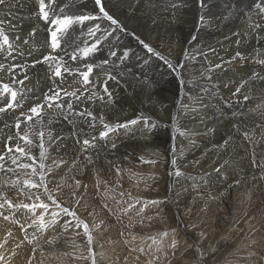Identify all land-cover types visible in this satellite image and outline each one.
Segmentation results:
<instances>
[{
    "label": "bare ground",
    "instance_id": "1",
    "mask_svg": "<svg viewBox=\"0 0 264 264\" xmlns=\"http://www.w3.org/2000/svg\"><path fill=\"white\" fill-rule=\"evenodd\" d=\"M45 3H46V9L45 10L48 12V15H49V22L48 23H46L43 19L39 18L40 14H39L38 0H7L6 5L0 6V18H8L12 21V24L16 26V31L9 30L7 28V25L4 26L5 31L11 32V34H8L9 35L8 37L10 39V43H11L12 47L10 49L8 48L5 51H0L1 52V54H0V65H5V66L6 65H23L22 69H25V67H26V70L30 71V72H27V75H25L24 73H21V69H19L18 71L17 70L15 71L16 74L18 73L17 77L19 76V80L23 77L25 78V76H28V73H29V76H28L29 79L27 78L28 82L23 84L22 88H24V91H22L20 89L22 91V94L19 95V98L17 100L18 102L16 103V105H18V107L21 110L25 111L27 109H30L31 108L30 105L33 103H35L36 105L40 104L42 102L43 95L45 93H48L49 89L53 88L54 86H57V88H62V89H64V88L69 89V90H66V89L61 90L60 91V98H58L56 100V103L62 104L63 107L56 108L55 105L53 104V106L50 109H48L46 107L47 104L45 102L42 103L43 107H42L41 111L43 113H46V117L44 119V123H43L42 129H41V132L44 135H47V138L49 141H47V143L44 144L45 150H44L43 155H45V158L43 157L44 161H43L42 171L40 169V163L37 165L38 168L33 167V169H31L32 167L29 166L31 169V175H35V178L38 179L37 174H36V171H38L40 173V178H44V179H46V181L48 178H50L49 180L53 179L55 181V179H56L55 182H57V180H58L59 183L63 179H64L65 183L68 182L67 177H68L69 173L71 172V170H73L72 172L77 174L79 171L78 169L80 167H82V166H79L78 163H73L71 161V159L79 154L80 149L82 150V147L80 148V145L82 144V141L84 139H87L85 136H89V140H92L93 136H99L100 131H108V129L104 128V124H108L112 128H114L115 130L110 131L113 133L108 135L106 137V139L111 140V141L116 140V142L110 143L108 141V146L106 144V147L101 149L102 153H104V154L101 156L99 153L100 156L96 157V159H97L96 161L94 159L95 157L93 158L94 160L93 159L90 160V163H93V165L95 164V167L93 169V172H94L93 174H95V177L99 178L100 180L106 179L107 175H105V174L110 173L108 171V168L110 169V166L112 167V165H113V164L111 165L109 163H111V162L120 163L123 171L128 172L130 175H128L124 179V182L122 181V183H121V180H119V177H114L115 175L113 176V179H115V181H116L115 184L117 185V186L115 185V190L117 191V194L125 195V192H134L135 194L131 193L132 194L131 197L134 200H137L136 206H138V205L150 206L151 203L154 202V200H157V198H159L161 196L163 197V191H164L163 188L165 185L163 186V188H161V185H160L161 179H162V176H167V174H168L167 173L168 167L166 164V159H167L168 153L166 150H165V152H160L159 147H161V145L158 144V141L159 140L163 141V139L165 137H163V135L161 136L159 129L162 128L163 130H165L164 128H166L167 126H170L169 124H171L174 121L173 120V117H175L174 113L179 115L178 112H182V113L185 112L188 115L185 117L189 118V116H193V119H192L193 121H191V118H190L191 124L188 125V127H190V129L187 131H190L191 127H196L198 124L195 126V123L198 122L202 117H203V119L201 120V126L204 125L205 127H207V126L209 127V123H208L210 121L209 116L213 118L214 122H216L215 125H218V126H216L219 128L218 130L222 131V127H226L225 129L227 131V134L229 133L233 138V139L229 138V139L233 140V144H231V145H233V147H236V149L238 147V151L234 155L235 158L239 157V158H236L237 161L234 162V163H236L235 167H237V168L239 167L240 170H245V174H248L250 172V174H251L250 177L253 176L254 171H252V167H251V163L253 164V160L248 161V157L246 155L247 150H252V152H254V150L257 151V149L263 148L262 147L263 141L261 139V142L255 143V144H257V146L251 145V146H248V149H247L246 140L242 136H239L235 130H233V127L231 126V122H241L242 120H244V121L246 120L248 122L249 121L253 122V121L260 120L259 123L257 122V125L262 124L263 127L259 125L260 126L259 128H261V129H259V131L262 133L264 132V115H263L264 114V105L261 106L262 102L264 101V79L258 78L260 76H264V64L258 63L259 60H264V13H261L259 11V9H257L255 7L256 4L264 5V0H204V3L206 5L204 7H201L200 0H103V4L105 6L106 11H108L110 13V15H112L114 18L118 19V21L126 29V31H120L115 26H110L109 22L107 20H103V19L86 21L83 25L73 24V26L69 29V33L64 37V39L61 40V45L64 44L62 46V48L67 49L69 52L72 51V48L69 47V44L73 40L75 41L76 44L79 45L80 48L91 46L92 43L96 42V37H90L88 35V31H89L90 27H94L95 25H99L100 31L96 33V36L101 38L100 44L98 45V49L94 53L90 54L87 58H83V59L80 58L83 54L78 53V59L76 62L71 61L70 58L64 54V51H62L61 48L56 49L58 53L52 54L53 51H52L51 46H50V44H51L50 33H51V31H54L58 27V25L52 24L51 21L55 20L57 18H62L64 15H79V14L100 15L99 9L95 8L93 3L87 2V0H85L84 4H81L80 0H45ZM61 8L63 9V11H61ZM201 18H203V19H201ZM45 29H46V32H45ZM105 29H107L108 32L110 33L106 37L103 35ZM32 31H34V35H29V33ZM59 35L60 34L58 33V36ZM17 36L19 37V39H17ZM221 39L222 40L224 39L225 41L221 42ZM25 40H27L28 43H25L24 42ZM141 41L147 43L151 48H153L155 50V52L157 54L153 55V54L148 53L147 49L144 48ZM229 45H232L233 49H231V47ZM236 45L239 46L243 51L242 52L238 51L236 49ZM253 47L255 48L254 52L252 51ZM13 48L15 49L14 52H12ZM125 51L128 52V56H127V58L121 59V57H123V54ZM112 52H116L115 57L111 56ZM217 52L222 55V65L220 64L221 57H219ZM9 53H12V54L9 56ZM238 53H239V55H237ZM48 54H51L52 56L56 57V60L51 61L52 70L55 69L57 61H59L61 64H63L64 61H67V63L69 65H71L73 68H78L80 70V72H86L87 71V68L84 67V65H87V64L93 65V72L89 76L90 83L87 85H83L82 77L79 74H76V73H74L73 75L64 74V81L66 79L70 78V81H72V84L62 86L61 83H59L58 80H56V78L53 77L51 71H49V64H38V65H36L35 68L31 67V64L33 61L40 59L44 55H48ZM5 56H8V58L4 60L3 58ZM60 57H63L62 61L60 60ZM226 59H227L226 62H228V63L224 62V60H226ZM105 60H108L109 63L103 65L101 68L96 67L97 64H100L102 61H105ZM198 63H201L202 65H199ZM203 63L206 65H203ZM209 65H210V67L207 68L206 66H209ZM216 65H220V67H216ZM196 67H198L200 69L198 70ZM61 71L63 72V68L61 69ZM218 72H219V74H217ZM248 73H250V74L248 75V77H246V80H244L245 76ZM244 74H246V75H244ZM254 75L257 76V79H251ZM50 76H52L51 79L49 78ZM110 77H114L115 79H111ZM213 80L216 82L222 81V85L219 83V85H216L215 88L209 89V87L213 83ZM74 81H76V82H74ZM241 85H243V87H241ZM105 88H107V92H105ZM237 88H240L239 92H237ZM76 89H78L80 91L75 92L74 90H76ZM72 91L76 93L75 96L65 95L66 92L72 93ZM234 93H235V95H234ZM220 95L222 96V98H220V99H222V101H226L225 105H223V103L218 100V96H220ZM10 96H11V93H9L6 98L8 99ZM245 96H248V97L250 96V97H249V99L244 100L242 102V100L245 98ZM77 97H79V99H77ZM19 99H20V101H19ZM35 100L37 102H34ZM68 102H71L73 104V109L67 108ZM249 103L252 104V106H250L252 111L251 112L242 111V112H244V114L240 115V113H238L240 111V105L243 106V104L246 105ZM228 104H230V107ZM6 105H7V101L5 99L1 100V98H0V107H4ZM257 106H260L261 109L255 110V108ZM89 111L92 113V117H88L86 114L83 116L76 115L77 112L87 113ZM7 114L8 113H6V112L0 113V155L2 152L1 148L4 145V141L8 138V140H10L9 146L16 147V149L13 152H11L10 155H9V152L7 153V155L5 154V157L3 158V160L5 159L6 164L12 163V162H19L21 159L24 160V161L22 160L23 162H25V161L28 162L29 160L35 162L36 161L35 156L37 155L39 148L34 149L35 147L33 148L32 146H28L24 142H22L23 144L18 145L19 143L17 144L15 141H12L14 139V136H15L14 135V133H15L14 128H12L11 125H9V127H8L7 124H9L12 121L11 118H13L15 116V114H11V116H8L9 114L8 115ZM181 115H183V114H181ZM101 117L103 119H101ZM131 120H137L138 122L134 125H129L126 128L116 127L118 124H124L128 121H131ZM184 120H185V118H184ZM179 121H181V120H179ZM145 122H147V124ZM181 122H183V121H181ZM178 123H180V122H178ZM211 124H210V126H211ZM23 125H24V123H23ZM174 126L175 125H173V127ZM183 126H184V124H183ZM170 127H169V129H170ZM205 127H204V129H205ZM247 127H245V128H247ZM199 128L197 127L198 131H196V132H199V134L194 132L196 134V136L198 134L197 141L200 139L202 140V138L203 137L205 138V136L209 137V135H211V134H209L210 132L208 133L206 129H205L206 131L204 129H203L204 131H202ZM240 128H242V126ZM169 129H168V131H169ZM212 129L214 130V127ZM52 131H53V133H52ZM221 131H218L216 133L214 132L216 135V138H217V144H223L222 140H226V137L224 135H222V133H220ZM211 132H213V131L211 130ZM117 133H118V135L116 136ZM49 134L52 137V139H50L48 137ZM187 134H188V132H187ZM187 134L184 131V133H182L181 135L179 134V135L182 136L183 138L186 137L187 140H190V135H187ZM225 134H226V132H225ZM44 138H45V136H44ZM212 138H213V136H212ZM21 139H23V138H21ZM33 141H34V139H33ZM175 141H176V139H175ZM202 141H205V140H202ZM93 142H94V140H92V143ZM113 143L116 144V147L112 148L111 146L113 145ZM195 143H196V141H195ZM37 144H39V143H37ZM183 144L181 142H179V144H177V141H176V145L174 144L175 145L174 149H172V146H169L170 150L168 149V151L170 153L172 151H174L173 154L175 155L177 153L179 154L180 152H183V150H186V149L189 150V147H186L187 144H185L186 146H184ZM164 146H166V145H164ZM197 146H198V144H197ZM114 148H116V149H114ZM177 148H181V149L179 150V152L177 151V153H176L175 150H177ZM220 148H221V145L217 149H220ZM113 150L115 151V153L118 151V154L115 155V153H114V155H111V156H107L105 154V151L109 152V151H113ZM3 151H5V150H3ZM90 151H92V150H90ZM97 151L94 150L93 153L97 152ZM217 151H219V150H217ZM221 152H223V151H221ZM190 153L191 152H189V154ZM174 155H172V156H174ZM10 156L12 158H10ZM180 156L181 155H179V157ZM191 156H193V155H191ZM208 158H210V157H208ZM107 159H109V160L107 161ZM190 159H191V157H190ZM54 161H55V163H54ZM60 161H64V162L60 163ZM67 161L68 162L71 161V162L69 164H67L68 163ZM175 161H177V160H175ZM65 162H67V163H65ZM57 163H59V167H57ZM188 163H189V161H188ZM176 165H177V163H176ZM169 167H170V165H169ZM173 167H174V165H173ZM165 168H166V170H165ZM215 168H217V167L213 166L211 168H204L205 171H198V170L197 171H190V170H188V174H190V172H191L192 176L214 177L218 174H215V173L210 174L208 172L210 170L213 171ZM164 170H165V173H164ZM170 170H172V169L170 168ZM87 171L88 170H86V172ZM119 171H121V170H119ZM225 171H226V169H225ZM221 172H222V169L220 170L219 173H221ZM234 172H235L234 174H237V170ZM113 174H115V173H113ZM225 174H226V172H225ZM90 175L91 174L88 173L87 175H85L87 177L86 180H82L86 184V188H85V185L83 187L84 189H86V195L84 196V199L80 200V202L82 204L89 201L88 199H90V198L95 199V198H93L94 195L92 192L94 190V185H93L94 182H91V179H90L91 176ZM27 176H23L20 174L17 176V180L22 179L23 182L28 181L31 183H36L35 180H30ZM80 177H79V181L77 178L73 179V180L78 181L79 182L78 186H80L82 188V181L80 183ZM250 177H249V180H250ZM136 178H138L137 183L133 184V182H135L134 180ZM236 178H237V176H236ZM171 179H174V178L172 177ZM187 179H188L187 177L186 178L183 177L182 180H183V182H185V181H187ZM214 179H215V177H214ZM252 179L254 180V178H252ZM239 180H240V178H239ZM51 181H50V183H51ZM111 181H114V180H111ZM176 183H178V182H176ZM179 183H181V182H179ZM192 183H193V181H192ZM79 184H81V185H79ZM252 184H253V186L251 189L253 192H251V194L248 195L249 194L248 190H245V192H247V195L243 193L244 194L243 204H246L247 202H249V203L254 202V201L256 202L258 200V197H260V195H264V191L262 192L260 189L259 182L254 181V183H252ZM45 185H44V187H45ZM76 185H77V183H76ZM112 185H114V184H112ZM148 185H150V186H148ZM174 185H176V184H174ZM196 185H197V183H196ZM17 186H18V184H17ZM59 186H61V185L59 184L58 188H59ZM105 186H107V185H105ZM159 186H160L159 189H161V190L157 193L156 192L158 190L157 187H159ZM206 186H208V184ZM214 187H216V186H214ZM6 188L7 187L5 185L1 186L2 190L6 189ZM18 188H20V186ZM49 188H52V187L50 186ZM113 188H114V186H113ZM186 188H188V187L186 186ZM197 188H199V187H197ZM21 189H22L21 190L22 193H20L19 196H17V194L15 196L18 199L21 198V202L27 203V205H35L37 200L34 199V196L33 195L31 196L30 193L28 192L29 190L31 191L32 189H35V188L31 189L29 186V190H27V188H25V186L23 185L21 187ZM111 189H112V187H111ZM60 190H61V188H60ZM206 190H209V189H206ZM62 192L64 193L65 191L63 190ZM180 192H181V189H180ZM57 193H56V195L59 194V193L58 194ZM74 193H76V192H74ZM180 195H181V193H180ZM61 198H63V197L61 196ZM69 198H70V196H69ZM107 198H109V197H107ZM238 198H240V196ZM56 199L58 200V198H56ZM133 199H130V200H133ZM174 199H176V198H174ZM192 199H193V197H192ZM178 201H179V198H178ZM10 202H11V200H10ZM59 202H60V200H59ZM61 202L63 203V201H61ZM80 202L77 204L76 209H74L72 207H70V209L74 210V211L77 210L79 204H81ZM118 202H119V200H118ZM120 202H121V200H120ZM62 203H60V204H62ZM93 203H96V202H93ZM124 203H125V201L123 202V204ZM13 204L18 205V203H16L15 201H13ZM19 204H21V203H19ZM132 204H133V201H132ZM166 204H164V205H166ZM215 204H217V203H215ZM129 206L131 207L132 205H128V208H129ZM177 206H179V204ZM218 206H219V204H218ZM124 207H126V206H124ZM157 207H159V206H157ZM166 207H167V205H166ZM263 207L264 206L262 205L261 209H263ZM35 209L38 211V208H35ZM118 209H119V207H118ZM171 209H173V208H171ZM259 209H260V207H259ZM21 210H23V207ZM110 210H112L111 207H110ZM220 211L221 210H219V213H220ZM32 212H34V211H32ZM41 212L42 211H40V213ZM4 213H6V216L8 215V216L12 217L14 212L12 214L10 213V211L4 212ZM24 213H26V215H28V216H30L29 213L31 214V212L28 209H26V211ZM34 213H36V212H34ZM36 214H34V215L36 216ZM170 214L167 213V216L165 214L166 217H163V218H165V220L160 223L159 227H167L168 225H170L172 228H175L177 226L182 228L181 225H177L179 222L172 221V216ZM224 214H228V213L226 212ZM263 214H264V210H263ZM108 215L106 216L104 211H102L101 217L99 219L95 218L97 223L93 224L91 226L92 232L96 231V230L99 231V230L104 229L103 233H106V231H109L111 229H115L113 227L114 226L113 220L109 219ZM111 215H112V213H111ZM247 215L248 214H246V216ZM93 216H94V214H93ZM159 216H161V215H159ZM162 216H164V215H162ZM31 217H32V215H31ZM31 217L29 219L30 221L28 220L29 224H32V221H31L32 218ZM62 217H63V215H62ZM247 217H251V216H247ZM252 217H253V215H252ZM73 218H75V217H73ZM21 219H22V217H21ZM35 219L36 218H33V220H35ZM224 219H225V217H224ZM57 220H59V219H57ZM159 220H161V219H159ZM262 220H264V219H262ZM1 221H3V220H1ZM206 221H208V220H206ZM6 222H8V221H6ZM6 222L4 224L2 222H0V241H2V237H4L3 234L7 233L8 231H12V234H9V236L15 235V231L12 229L9 230V226H8L9 223H7L8 224L7 225ZM84 222H86V221H84ZM16 223L20 224L19 221ZM86 223L88 224V222H86ZM153 224L156 225L155 219H151V220L145 222L143 224V226L144 225L149 226V225H153ZM262 224H264V222H262ZM262 224L260 222H257L255 225L252 224V225H254L252 227V233L253 234L248 235L247 239L243 242L242 246L240 245L242 242L239 244V241L235 240L234 245L230 244V242L227 243L225 248H224L225 250L223 252H228L231 249L234 250V248L239 245V247L241 246L239 248L240 251L235 253V254L240 255L241 257L244 256L243 260H245V261L241 260L242 261L241 264H264V259L258 257V255L261 256L260 254H256V253H255L256 255L252 254V252H254L256 249L253 248L250 244L252 241L254 243V241L256 240L255 238L257 236L259 238L264 237V234H262V233H264V228H263ZM101 225H102V227H101ZM207 225H208V223H207ZM15 226L18 227V225H15ZM118 226L119 225H117V227ZM156 226H158V225H156ZM170 226H168V227H170ZM117 227H116V230H117ZM195 227H196V225H195ZM5 228H7V229H5ZM197 229H198V227H197ZM21 230H24V229H20V231ZM175 230H177V229H175ZM247 230H250V229H247ZM98 231L95 233H99ZM141 231H142V229H141ZM175 232H174V234H176ZM181 232L182 231H180V233ZM183 232H184V235L187 236V240H190V238H189L190 235L193 234V236H194V234H196L194 231H188L185 229L183 230ZM202 232H203V230H202ZM202 232H198V233H200V235H201ZM219 232H216V233H219ZM142 233L144 234V232H142ZM165 233H166V231H165ZM198 233H197V235H198ZM241 233H242V231H241ZM93 234H94V232H93ZM160 234H161V232H160ZM154 235H156V234H154ZM215 235H217V234H215ZM221 235H222V233H221ZM99 236H98V238H99ZM49 237L51 238L52 236H49ZM175 237H176V235H175ZM210 237H212V236H210ZM104 238H100V239H104ZM112 238H113V236H112ZM158 238L159 237H157V239ZM162 238H164V237H162ZM191 238H193V237L191 236ZM259 238H258V240H259ZM19 239H22V238H19ZM19 239H18V241H19ZM26 239H28V238H26ZM46 239H48V237ZM108 239H109V237H108ZM173 239H174V237H173ZM209 239L210 238L208 235V240ZM22 240H24V239H22ZM213 240H214V238H213ZM44 241H45V239H44ZM95 241H97V240H95ZM95 241H93V242H95ZM99 241H97L98 243L96 242L97 245L100 244ZM104 241H106V240H104ZM155 241H157V240H155ZM159 241H160V239H159ZM222 241H223V239H222ZM16 242H17V240H16ZM27 242H30V241H27ZM46 242H47V240H46ZM107 242H109V241L107 240ZM179 242L181 243V239H179ZM3 243H1V244L3 245ZM47 243H49V242H47ZM110 243H112V241ZM24 244L26 246V242ZM32 245H34V244H32ZM101 245L102 244H100V246ZM145 245L146 244H144V246ZM156 245H158V244H156ZM206 245H207V243H206ZM4 246H6V245H4ZM13 246H14V244H13ZM25 246H23L20 243L19 248H16V249L14 248V250H12V252L9 251L5 255L1 254L4 251L1 249L3 247H1L0 249L2 250V252L0 251V264L1 263L2 264H21L22 259H24V258L23 257L20 258L18 253L21 252V249ZM106 246H108V245H106ZM106 246H105V249H106ZM109 246H108V248H110ZM120 246H121V244H120ZM192 246L193 247L190 249V251L187 250L188 252H186V254L184 255L185 259H187L186 264H205V262L208 261V260L207 261L205 260V262H204L206 254L209 255L210 257H212V252L214 250L206 253L198 245H197V247L195 246V244H193ZM222 246L224 247L223 244H222ZM93 247H94V245H93ZM8 248H12V245H11V247H8ZM8 248H6V250ZM75 249L79 250V248H75ZM96 249H98L97 246H95V248L92 251L97 253ZM169 249H171V248H169ZM9 250H11V249H9ZM23 250H26V249H23ZM219 250H218V252H219ZM108 251H110V249ZM112 251H114V249H112ZM128 251H130V250H128ZM6 252L4 251V253H6ZM223 252L219 256L221 259L225 256V253H223ZM10 253H14V255H12V256L10 255L11 256L10 257L9 256ZM117 253H120V251L115 250L114 254H117ZM124 253H126V252H124ZM28 255H27V257H28ZM124 255H126V254H124ZM115 256L118 257V255H115ZM42 257H44V256H42ZM53 257H55V256H53ZM108 257H110V256L106 257V253L104 256H95V254H94V256L91 257V255H89V256H85V258L87 260H90V261H87V260L82 261L81 260L82 262L80 264H110V263L111 264H119V262L117 263L116 260L107 261ZM241 257H240V259H241ZM36 258H38V257H36ZM220 258H219V260H220ZM206 259H209V257ZM51 260H53V259H51ZM37 261L38 260H36V262ZM42 261H43V259H42ZM56 261H57V259H56ZM210 261H209V263H210ZM34 263H35V260H34ZM132 263L140 264L141 262H137V260H136ZM37 264H39V263H37ZM174 264H184V263H182L179 259ZM210 264H215V261L211 262Z\"/></svg>",
    "mask_w": 264,
    "mask_h": 264
},
{
    "label": "rangeland",
    "instance_id": "2",
    "mask_svg": "<svg viewBox=\"0 0 264 264\" xmlns=\"http://www.w3.org/2000/svg\"><path fill=\"white\" fill-rule=\"evenodd\" d=\"M6 34H11V32L9 31H5ZM9 36V35H8ZM10 40V39H9ZM225 41L224 39H221V42ZM0 44H2V37H0ZM64 45V44H63ZM62 45V46H63ZM231 47V49H233L232 45H229ZM8 49V48H7ZM10 49V48H9ZM222 49V48H221ZM236 49L240 52H242L243 50L236 45ZM252 51H255V48L253 47ZM58 53L57 50L53 51L52 54ZM1 54V52H0ZM217 54L219 55V57H221L220 59V64L222 65V55L220 53L217 52ZM10 56V55H9ZM8 56H5L3 59H7ZM226 60H224V62H226ZM228 63V62H226ZM225 63V64H226ZM199 65H202L201 63H198ZM224 64V63H223ZM203 65H206L203 63ZM11 66H15V65H4L3 69H0V92L2 94H4V98L3 96L1 98V100H6L7 103L9 102V98L7 99L6 97L8 96L9 93H11L12 91H17V96H16V101L14 102L15 104L18 102V98L19 95L22 94V91H24L23 84L28 82L29 79V73L27 78L28 79H24L21 78L19 80V76L17 77V74L15 72L14 76L13 73L11 71H9V68ZM41 66V65H40ZM207 68L210 67L206 66ZM198 70L200 68L196 67ZM21 69V73H24L25 75H27V72H30L28 70L22 69L20 67H17L15 69V71ZM52 68H51V73L53 74ZM219 74V72L217 73ZM250 73H248L245 76L248 77ZM54 77V76H53ZM55 78V77H54ZM213 78V77H212ZM23 80L24 83L21 85V83H19V81ZM56 80H58L59 83H61L62 86L65 85H69L72 84V81H70L69 79H66L64 81L56 78ZM74 83V82H73ZM219 83L222 85V81L221 82H216L213 80L212 83V87L210 86L209 89H213L215 88L216 85H219ZM50 84V83H49ZM7 85L8 89L10 90V92L4 93L3 92V88L4 86ZM18 88V89H17ZM22 91H21V90ZM69 90L68 88H57V86H54L53 88L49 89L48 94L51 95L52 94V90H56V91H61V90ZM20 90V91H19ZM75 92H79L80 90L76 89L74 90ZM20 92V93H19ZM73 92V91H72ZM27 95V94H26ZM248 97V96H247ZM250 97V96H249ZM248 97V99H249ZM36 98V97H35ZM222 96H218V100L221 101L223 103V105H225L226 101H222ZM245 99L242 100V102ZM20 101V99H19ZM34 102H37L36 100ZM44 95H43V99H42V103H44ZM47 105L46 107L48 109H50L51 107H48L49 103H52V101H48L45 102ZM36 104L33 103L30 105V107L32 108L33 106H35ZM230 107V104H228ZM245 104L240 105V111L238 113H240V115L244 114V112H251L252 109L250 106H252L251 103L249 104ZM264 105V101L262 102L261 106ZM178 106V105H177ZM6 107V106H4ZM247 107V108H246ZM30 108V109H31ZM261 109L260 106H257L255 108V110ZM233 110V109H232ZM21 110L18 106H15L12 109H8L7 111H5L6 113H8V116H11V114H15V116L13 118H11V124H7V126L9 127V125L12 126V128H14V139L12 141H15L18 145L23 144L22 142H24L26 145L28 146H32L34 149H38L39 151L37 152V155L35 156V162L34 161H25L21 159L19 162H12V163H8L6 164L5 159H0V205H2V207H0V222H2L3 224L6 222L9 223V230H14L15 231V235H11L9 236V234H12V231H8L7 233H4L2 237V241H0V248L2 250H4L6 253H4V251L2 252V250L0 249V251L2 252L1 254L5 255L7 254L9 251L12 252V250H14V248H19L20 247V243L25 246V242H26V246L23 247L21 249V252L18 253V255L21 257H23L24 259H22L21 264H80L82 261L87 260L85 258V256H89L91 255L94 256H104L106 253V257L110 256L107 258V261H111V260H116V262L119 264H134L132 262L136 261L137 262H141L142 264H174L176 261H178L180 259V261L184 264H186L187 259H185L184 255L186 254V252L190 251V249L193 247L192 245L195 244V246L197 247V245L204 251V252H212V257H210L209 255L206 254V257L204 259L207 262H205V264H210L211 262L215 261V264H241L243 260L244 256H240V255H236L235 253L239 252V248L242 246L243 242L247 239L248 235H252V227L257 223L260 222L262 224V222H264V214H263V209H261V206H264V195H260V197H258V200L255 202H247L246 204H243V196L244 194L247 195V192H245V190H248V195L251 194L252 191V186L254 183V181L259 182L260 185V189L263 192L264 191V132H260L259 128L260 126H262V124H258L260 120L258 121H244L242 120L241 122H231V126L233 127V130H235L237 132V134L239 136H242L245 140H246V144H247V149L248 146L251 145H256V142H261L262 139V143H263V148L254 150V152H252V150H247V157H248V161L249 160H253V164L251 163V167H252V171H254L253 176H251L250 172L248 174H245V170H240V168L235 167L236 162V158L239 157H234V155L236 154V152L238 151V147L236 149V147H233V139L232 136L226 131V127H222V131L218 130L219 128L216 127L218 125H215L216 122L213 121V118L209 116L210 121L209 123V127H205L204 125L201 126V120L203 119V117L195 123L196 127H191L190 131H187L190 129V127H188L189 124H191L190 122V118L191 121H193V116H188L185 112H178V114L174 113L173 117V121L171 124H169L170 126H167L166 128H164L165 130L159 129V132L161 133V136L163 135V137H165L162 140L158 141V144L161 145V147H159L160 152H165V150L168 153L167 159H166V164H167V176H162L161 179V188H163V197H159L157 198V200H154L155 203H151L150 206H141L138 205L136 206V201L134 200L131 196L132 194H135L134 192H125V195H119L117 194V191L115 190V179H113L114 177H119V180H121L124 182V179L130 175L128 172H124L122 169V166L120 163H109V164H113L112 167L110 166V169L108 168V171L110 172L109 174H105L107 175L106 179H99L95 177V174H93V169L95 167V164L93 165V163H90V160L95 159V161L97 160L96 157L97 156H102L104 153H102L103 148L106 147V144L108 146V141L111 142H116V140L111 141V140H107L106 138L100 139L99 136H95L96 139L94 140L93 144L94 147H91L89 149H87L86 151H82L80 149L79 151V156H75L71 159V161L73 163H78L80 167L78 170V173L75 174L74 172H72L73 170H71V172L68 175V182L65 183L64 179L59 183V181L55 179V181L53 179L49 180L50 178L44 179V178H40V173L38 171H36L37 177L38 179L35 178V175H31V169H33V167L38 168V164L40 163V169L42 171V167L43 166V157L45 158V155H43L42 157V153H44V148H45V143H47L48 138L47 135H43L41 136L40 133L43 123H44V119L46 117V113H43L40 110V114L39 115H34L32 114L29 109L25 110ZM244 111V112H242ZM22 113H24V115H21ZM43 113V114H42ZM176 114V115H175ZM183 114V115H181ZM264 115V114H263ZM27 116H32V119H27ZM181 117V118H180ZM17 118H19L20 121V127L19 129L16 128V123H17ZM183 118V119H182ZM185 118V120H184ZM183 122H181V121ZM9 121V120H8ZM186 121V122H185ZM180 122V123H178ZM256 122V123H255ZM24 123V125H23ZM212 123V124H211ZM239 123V124H238ZM33 124V125H32ZM42 124V125H41ZM184 124V126H183ZM211 124V126H210ZM247 124V125H246ZM251 124V125H250ZM254 124V125H253ZM36 127H35V126ZM173 125H175L173 127ZM201 127H200V126ZM260 125V126H259ZM214 127V130L212 129ZM242 126V128H240ZM248 126V127H247ZM258 126V127H257ZM25 127V128H24ZM170 127V129H169ZM173 127V128H172ZM181 129H180V128ZM183 127V128H182ZM197 127L199 129H201L202 131H204L205 129L207 130V132L211 135L205 136V138L203 137L202 141L201 139L197 141V137L199 132L197 130ZM205 127V129H204ZM247 127V128H245ZM257 127V128H256ZM263 127V126H262ZM178 128V129H177ZM185 128V129H184ZM187 128V129H186ZM209 128V129H208ZM217 128V129H216ZM246 130H245V129ZM169 129V131H168ZM176 129V130H175ZM183 129V130H182ZM204 129V130H203ZM216 129V130H215ZM237 129V130H236ZM31 130V131H30ZM175 132H174V131ZM182 130V131H181ZM193 130V131H192ZM205 130V131H206ZM211 130L213 132H211ZM221 131L220 133H222V135H224L226 137V140H222L223 144H217V138L215 133L218 131ZM240 130V131H239ZM28 131V132H27ZM166 131V132H165ZM188 134L190 135V140H187L186 137H182L180 136L182 133ZM245 131V132H244ZM196 132L198 133L197 136L196 134L193 133ZM215 132V133H214ZM226 132V134H225ZM241 134H240V133ZM251 132V133H250ZM258 132V133H257ZM34 133V134H33ZM53 133V131H52ZM113 133V132H109V135ZM245 133H247V137L245 136ZM255 133V134H254ZM165 134V135H164ZM174 136H173V135ZM180 134V135H179ZM192 134V135H191ZM259 134V135H258ZM24 135V136H23ZM53 135V134H52ZM118 135V133L116 134V136ZM170 135V136H169ZM177 135V136H176ZM28 136V137H27ZM45 136V138H44ZM169 136V137H168ZM213 136V138H212ZM260 136V137H259ZM262 136V137H261ZM48 137H50V134L48 135ZM87 139H89V136H85ZM162 137V138H163ZM172 137V138H171ZM180 137V138H179ZM196 137V138H195ZM257 137V138H256ZM23 138V139H21ZM231 138V139H229ZM34 139V141H33ZM40 139V140H39ZM52 139V137H51ZM166 139V140H165ZM170 139V140H169ZM177 144H179V142H181L184 146H186L185 144H187L186 147H189V150H183V152H180L179 154L177 153V151L179 152V150L181 148H177V150H175V152L178 154H173L174 151H172L171 153L168 151V149L170 150L169 146H172V149H174V146L176 145V141ZM207 139V140H206ZM216 139V140H215ZM22 140V141H21ZM43 140V141H42ZM169 140V141H168ZM214 140V141H213ZM231 140V141H230ZM259 140V141H258ZM96 141V142H95ZM166 141V142H165ZM171 141V142H170ZM198 146H197V144ZM210 141V142H209ZM227 141V142H226ZM42 142V143H41ZM173 142V143H172ZM186 142V143H185ZM213 142V143H212ZM39 143V144H37ZM171 143V144H170ZM228 143V144H227ZM36 144V145H35ZM115 144V143H113ZM170 144V145H169ZM173 144V145H172ZM175 144V145H174ZM10 145V140H8V138L4 141V145L1 148L2 152L0 157H5V154L7 155V153L9 152V155L11 152H13L16 147H11ZM42 145V146H41ZM166 145V146H164ZM196 145V146H195ZM214 145V146H213ZM221 145L220 149L219 148ZM218 146V147H217ZM228 146V147H227ZM9 147V148H8ZM82 147V144L80 145V148ZM97 147V148H96ZM113 148V145L111 146ZM116 147V144H115ZM163 147V148H162ZM192 149H191V148ZM216 147V148H215ZM233 147V148H232ZM12 149V150H10ZM99 149V150H98ZM116 149V148H114ZM200 149V150H199ZM5 150V151H3ZM94 150H98L97 152H94ZM164 150V151H163ZM219 150V151H217ZM230 150V151H229ZM261 152H259V151ZM82 151V152H81ZM217 153H216V152ZM223 151V152H221ZM81 152V153H80ZM113 152V153H112ZM189 152H191L190 154L193 155L191 156L189 154ZM214 152V153H213ZM39 153V154H38ZM100 153V155H99ZM115 151H105V154L107 156H111L114 155ZM193 153V154H192ZM92 154V155H91ZM118 154V151L115 153V155ZM174 155V156H172ZM179 155H181L179 157ZM81 156V157H80ZM84 156V157H83ZM86 156V157H85ZM88 156V157H87ZM218 156V157H217ZM38 157V158H37ZM77 157V158H76ZM80 157V158H79ZM180 159H179V158ZM191 157V159H190ZM200 157V158H199ZM210 157V158H208ZM230 157V158H229ZM10 158H12L10 156ZM177 158V159H176ZM93 159V160H94ZM241 159V158H240ZM23 160V161H22ZM77 160V161H76ZM84 160V161H83ZM87 160V161H86ZM109 159H107L108 161ZM177 160V161H175ZM195 160V161H194ZM38 161V162H37ZM70 161V162H71ZM75 161V162H74ZM86 161V162H85ZM189 161V163H188ZM31 162V163H30ZM68 162V161H67ZM65 162V163H67ZM70 162H68L67 164H69ZM3 163V164H2ZM177 163V165H176ZM184 163V164H183ZM221 163V164H220ZM15 164V165H14ZM232 164V165H231ZM26 165V167H25ZM87 165V166H86ZM89 165V166H88ZM92 165V166H91ZM170 165V167H169ZM174 165V167H173ZM262 165V166H261ZM32 167L30 169V167ZM56 166V165H55ZM69 166V165H68ZM121 166V167H120ZM213 166H216L217 168H215L213 171L210 170L208 173L212 174H218L215 177H200V176H192L191 172L190 174H188V170L190 171H205L204 168H211ZM93 167V168H92ZM173 167V168H172ZM261 167V168H260ZM28 168V169H27ZM97 168V167H96ZM117 168V169H116ZM170 168L172 170H170ZM177 170H176V169ZM185 170H184V169ZM188 168V169H187ZM191 168V169H190ZM224 168V169H223ZM67 169V168H66ZM82 169V170H81ZM85 169V170H84ZM174 169V170H173ZM222 169V172H220V170ZM226 169V171H225ZM30 170V171H29ZM86 170H88L86 172ZM121 170V171H119ZM127 170V169H126ZM134 170V169H133ZM166 170V168H165ZM164 170V173H165ZM237 170V174H234ZM239 170V171H238ZM3 171V172H2ZM13 171V172H12ZM135 171V170H134ZM257 171V172H256ZM26 172V173H25ZM92 172V173H91ZM179 172L180 176L177 175L176 173ZM226 172V174H225ZM14 173V174H13ZM91 174L89 177L91 179V182H94V190L93 192V198L95 199H88L89 201L85 202L84 204H82L80 202V200L84 199V196L86 195V189H84V185L86 188V184L84 181L82 180H86V176L87 174ZM112 173V174H111ZM115 173V174H113ZM186 175H184V174ZM23 175V176H27L30 180H35L36 184H39L40 186L38 188L32 189L31 187V191L29 190V185H26V182H23L22 179L17 180V176L18 175ZM173 174V175H172ZM221 174V175H220ZM232 174V175H231ZM71 175V176H70ZM220 175V176H219ZM231 175V176H230ZM33 176V177H32ZM81 176V177H80ZM94 176V177H93ZM237 176V178H236ZM245 176V177H244ZM13 177V178H12ZM71 177V178H70ZM79 177H80V183L82 181V188L80 186H78V184L76 185V183L79 181ZM174 179H171V178ZM178 177V178H177ZM183 177H187V181L183 182ZM192 177V178H191ZM250 177V180H249ZM257 177V178H256ZM70 178V179H69ZM78 179V181H74L73 179ZM109 178V179H108ZM209 178V179H208ZM213 178V179H212ZM240 178V180H239ZM254 178V180L252 179ZM44 179V180H43ZM137 179L136 178L133 182V184L137 183ZM171 179V180H170ZM180 179V180H179ZM196 179V180H195ZM199 179V180H198ZM204 179V180H203ZM217 179V180H216ZM105 180V181H104ZM114 180V181H111ZM190 180V181H189ZM206 180V181H205ZM243 180V181H242ZM245 180V181H244ZM42 181V182H41ZM51 181V183H50ZM174 181V182H173ZM193 181V183H192ZM220 181V182H219ZM103 182V183H102ZM178 182V183H176ZM181 182V183H179ZM190 182V183H189ZM195 182V183H194ZM199 182V183H198ZM208 186H206L207 184ZM219 182V183H218ZM224 182V183H223ZM16 183V184H15ZM47 183V184H46ZM58 183V184H57ZM167 183V184H166ZM169 183V184H168ZM183 183V184H182ZM185 183V184H184ZM197 183V185H196ZM205 183V184H204ZM18 184V186H17ZM46 184V185H45ZM54 184V185H53ZM59 186L58 188V185ZM71 184V185H70ZM75 184V185H74ZM107 186H105V185ZM114 184V185H112ZM176 184V185H174ZM217 184V185H216ZM5 185L7 188L6 189H1V186ZM14 185V186H13ZM25 186V188H27V190H29L28 192L30 193V195L34 196V199L37 200V202L35 204H39L41 202H45L48 204V208L45 211V209H41L38 208V211L35 209H33L34 212L30 211L31 214L29 213L30 216L26 215V213H24L26 211L25 208L22 209V207L16 208L13 204V201H15L16 203H18V205L21 204H27V203H23L21 202V198H17L15 195L17 194V196H19L21 192V187ZM45 185V187H44ZM52 188H49L50 186ZM56 185V186H55ZM81 185V184H79ZM167 185V186H166ZM204 185V186H203ZM20 186V188H18ZM66 186V187H65ZM68 186V187H67ZM74 186V187H73ZM101 186V187H100ZM105 186V187H104ZM114 186V188H113ZM117 186V185H116ZM150 186V185H148ZM174 186V187H173ZM186 186L189 188H186ZM216 186V187H214ZM63 187V188H62ZM77 187V188H76ZM80 189H79V188ZM112 187V189H111ZM199 187V188H197ZM211 187V188H210ZM18 188V189H17ZM43 188V189H42ZM45 188V189H44ZM61 188V190H60ZM68 188V189H67ZM102 188V189H101ZM108 188V189H107ZM159 187H157V193L161 190L159 189ZM192 190H191V189ZM209 190H206V189ZM219 188V189H218ZM52 189V190H51ZM70 189V190H69ZM74 189V190H73ZM175 189V190H174ZM178 191H177V190ZM181 189V192H180ZM186 189V190H185ZM194 189V190H193ZM197 189V190H196ZM199 189V190H198ZM215 189V190H214ZM222 189V190H221ZM34 190V191H33ZM58 190V191H57ZM65 191L64 193L62 191ZM251 190V191H250ZM9 193H8V192ZM47 191V192H46ZM53 191V192H52ZM71 193H70V192ZM81 191V192H80ZM112 191V192H111ZM173 191V192H172ZM212 191V192H211ZM59 194H58V193ZM76 192V193H74ZM167 192V193H166ZM194 192V193H193ZM201 192V193H200ZM52 193V194H51ZM55 193V194H54ZM56 193L58 195H56ZM132 193V194H131ZM165 193V194H164ZM172 195H170V194ZM177 193V194H176ZM181 193V195H180ZM197 193V194H196ZM213 193V194H212ZM244 193V194H243ZM6 194V195H5ZM8 194V195H7ZM12 194V195H11ZM54 194V195H53ZM62 194V195H61ZM64 194V195H63ZM183 194V195H182ZM187 196H186V195ZM190 194V195H189ZM11 195V196H10ZM53 195V196H52ZM63 198H61V196ZM70 198H69V196ZM81 195V196H80ZM169 195V196H168ZM198 195V196H197ZM39 197V199H37V197ZM54 198L57 203L60 205V207H56L55 204H52V200L49 199V197ZM58 196V197H57ZM74 196V197H73ZM111 196V197H110ZM206 196V197H205ZM240 196V198H238ZM242 196V197H241ZM58 198V200L56 198ZM73 197V198H72ZM77 197V198H76ZM109 197V198H107ZM119 197V198H118ZM165 197V198H164ZM172 197V198H171ZM193 197V199H192ZM248 197V196H247ZM14 198V199H13ZM60 198V199H59ZM65 198V199H64ZM76 198V199H75ZM79 198V199H78ZM121 198V199H120ZM164 198V199H163ZM170 198V199H169ZM176 198V199H174ZM179 198V201H178ZM187 198V199H186ZM195 198V199H194ZM63 199V200H62ZM119 202H118V200ZM133 199V200H130ZM163 199V200H162ZM192 199V200H191ZM14 207H9L8 203H6V201H9ZM13 200V201H12ZM42 200V201H41ZM60 200V202H59ZM94 200V201H93ZM125 201V203L123 204V202ZM176 200V201H175ZM183 200V201H182ZM63 201V203L61 202ZM81 204H79L78 209L77 210H71L70 207L76 209L77 208V204L79 202ZM119 203H117V202ZM133 201V204H132ZM162 201V202H161ZM165 201V202H164ZM175 201V202H174ZM178 201V202H177ZM198 201V202H197ZM238 201V202H237ZM96 202V203H93ZM128 202V203H127ZM193 202V203H192ZM62 203V204H60ZM69 203V204H68ZM131 203V204H130ZM167 203V204H166ZM176 203V204H175ZM217 203V204H215ZM249 203V204H248ZM262 203V204H261ZM126 204V205H125ZM166 204V205H164ZM179 204V206H177ZM192 204V205H191ZM199 204V205H198ZM219 204V206H218ZM257 204V205H256ZM75 205V206H74ZM128 205H132L131 207ZM171 205V206H170ZM31 206V205H30ZM69 206V207H68ZM122 206V207H121ZM126 206V207H124ZM159 206V207H157ZM161 206V207H160ZM175 206V207H174ZM110 207L112 208V210H110ZM114 207V208H113ZM119 207V209H118ZM178 207V208H177ZM181 207V208H180ZM219 207V208H218ZM238 207V208H237ZM260 207V209H259ZM9 208V209H8ZM67 208L69 210L70 213H75V216L73 215H68L65 214L63 212L62 209ZM89 208V209H88ZM132 208V209H131ZM173 208V209H171ZM199 208V209H198ZM217 208V209H216ZM242 208V209H241ZM20 209V210H19ZM164 209V210H163ZM258 209V210H257ZM2 210V211H1ZM92 210V211H91ZM131 210V211H130ZM203 210V211H202ZM219 210L220 213H219ZM224 210V211H223ZM236 210V211H235ZM244 210V211H243ZM247 210V211H246ZM10 211V213L13 215L12 217L10 216H6V213ZM23 211V212H22ZM40 211H42L40 213ZM102 211H104L105 215L107 216L108 214V218L113 220V227L115 229H111L109 231H106V233H103L104 229L102 230H96L92 232V225L96 224L97 221L96 219H99L101 217V213ZM115 211V212H114ZM117 211V212H116ZM125 211V212H124ZM243 211V212H242ZM48 212V213H47ZM81 212V213H80ZM170 214L172 216V221L175 222H179L177 225H181L182 228H180L179 226L172 228L170 225V227H159L160 223L163 222L165 220V218L167 216V213ZM228 213V214H224V213ZM247 212V213H246ZM251 212V213H250ZM254 212V213H253ZM112 213V215H111ZM164 213V214H163ZM175 213V214H174ZM238 213V214H237ZM244 213V214H243ZM36 214V216L34 215ZM45 214V215H44ZM56 214V215H54ZM86 214V215H85ZM94 214V216H93ZM120 214V215H119ZM149 214V215H148ZM157 214V215H156ZM166 214V216H165ZM177 214V215H176ZM185 214V215H184ZM203 214V215H202ZM217 214V215H216ZM235 214V215H234ZM246 214H248L247 216H251V217H247ZM263 214V215H262ZM16 217H15V216ZM26 215V216H25ZM32 215V217H31ZM63 215V217H62ZM115 217H114V216ZM125 215V216H124ZM137 215V216H136ZM161 215V216H159ZM164 215V216H162ZM176 215V216H175ZM245 215V216H244ZM253 215V217H252ZM260 215V216H259ZM25 216V217H24ZM29 218H28V217ZM71 216V217H70ZM152 216V217H151ZM5 217H7V219H5ZM22 217V219H21ZM30 217L32 218V224H29L28 222L30 221ZM47 217V218H46ZM75 217V218H73ZM83 217V218H82ZM86 217V218H85ZM122 217V218H121ZM125 217V218H124ZM157 217V218H156ZM162 217V218H161ZM216 217V218H215ZM225 217V219H224ZM240 217V218H239ZM256 219H255V218ZM33 218H36L35 220H33ZM59 220H57V219ZM124 218V219H123ZM138 218V219H137ZM261 218V219H260ZM45 219V220H44ZM56 219V220H55ZM91 219V220H90ZM131 219V220H130ZM151 219H155L156 220V226L155 224L153 225H144L143 224ZM161 219V220H159ZM196 219V220H195ZM210 219V220H209ZM223 219V220H222ZM249 219V220H248ZM3 220V221H1ZM21 220V221H20ZM29 220V221H28ZM78 220V221H77ZM82 223H81V221ZM136 220V221H135ZM182 220V221H181ZM208 220V221H206ZM259 220V221H258ZM20 224H17L16 222H18ZM27 221V222H26ZM45 221V222H44ZM63 221V222H62ZM71 222L70 226H67V228L65 227L67 225V223ZM88 222V224L86 222ZM124 221V222H123ZM167 221V220H166ZM213 221V222H212ZM222 221V222H221ZM67 222V223H66ZM131 222V223H130ZM138 222V223H137ZM199 222V223H198ZM253 222V223H252ZM14 223V224H13ZM23 223V224H22ZM27 223V224H26ZM159 223V224H158ZM208 223V225H207ZM233 225H232V224ZM13 224V225H12ZM77 224H79V227H77ZM84 224V225H83ZM119 225L117 227V225ZM189 224V225H188ZM206 224V225H205ZM254 224V225H252ZM15 225H18L15 226ZM85 225H87V230L85 229ZM185 225V226H184ZM196 225V227H195ZM214 225V226H213ZM231 225V226H230ZM263 228H264V224ZM6 226V225H5ZM28 226V227H27ZM30 226V227H29ZM142 226V227H141ZM213 226V227H212ZM247 226V227H246ZM7 227V226H6ZM21 227V228H20ZM102 227V225H101ZM117 227V230H116ZM154 227V228H153ZM190 227V228H189ZM198 227V229H197ZM204 227V228H203ZM207 227V228H206ZM8 228V227H7ZM5 228V229H7ZM28 228V229H27ZM153 228V229H152ZM157 228V229H156ZM160 228V229H159ZM162 228V229H161ZM169 228V229H168ZM193 228V229H192ZM196 228V229H195ZM206 228V229H205ZM215 228V229H214ZM234 228V229H233ZM17 229V230H16ZM20 229H24L21 230ZM34 229V230H33ZM82 229V230H81ZM140 229V230H139ZM142 229V231H141ZM145 229V230H144ZM147 229V230H146ZM151 229V230H150ZM159 229V230H158ZM177 229V230H175ZM188 230V231H194L196 234L190 235V240H187V236L184 235L183 230ZM208 229V230H207ZM214 231H213V230ZM231 229V230H230ZM250 229V230H247ZM28 230V231H27ZM78 230V231H77ZM149 230V231H148ZM154 230V231H153ZM157 230V231H156ZM174 230V231H173ZM201 230V231H200ZM203 230V232H202ZM229 232H228V231ZM258 230V229H257ZM85 231V232H84ZM99 232V233H95V232ZM146 231V232H145ZM167 233V235H164V233ZM176 231V232H175ZM180 231H182L180 233ZM211 231V232H210ZM220 231V232H219ZM227 233H226V232ZM232 231V232H231ZM242 231V233H241ZM249 231V232H248ZM114 232V233H113ZM144 232V234L142 233ZM161 232V234H160ZM174 232L176 234H174ZM198 232H202V234L200 235V233ZM206 232V233H205ZM208 232V233H207ZM210 232V233H209ZM219 232V233H216ZM247 232V233H246ZM251 232V233H250ZM33 233V234H32ZM74 233V234H73ZM147 233V234H146ZM153 233V234H152ZM198 233V235H197ZM205 233V234H204ZM222 233V235H221ZM24 236H23V235ZM27 234V235H26ZM96 234V235H95ZM156 234V235H154ZM160 234V235H159ZM163 234V235H162ZM178 234V235H177ZM217 234V235H215ZM259 234V233H258ZM257 234V235H258ZM264 234V233H262ZM89 235L92 238L91 239V243H89ZM95 235V236H94ZM100 235V236H99ZM111 237H110V236ZM176 235V237H175ZM183 235V236H182ZM208 235H209V240H208ZM220 235V236H219ZM15 236V237H14ZM26 236V237H25ZM49 236H52L51 239ZM93 236V237H92ZM99 236V238H98ZM113 236V238H112ZM152 236V237H151ZM169 236V237H168ZM171 236V237H170ZM180 236V237H179ZM185 236V237H184ZM191 236L193 238H191ZM205 236V237H204ZM212 236V237H210ZM214 236V237H213ZM245 236V237H244ZM25 237V238H24ZM40 237V238H39ZM48 237V239H46ZM95 237V238H94ZM105 237V238H104ZM109 237V239H108ZM141 237V238H140ZM144 237V238H143ZM157 237H159L157 239ZM164 237V238H162ZM174 237V239H173ZM197 237V238H196ZM224 237V238H223ZM227 237V238H226ZM5 238V239H4ZM11 238V239H10ZM22 238V239H18ZM28 238V239H26ZM43 238V239H42ZM100 238H104V239H100ZM107 238V239H106ZM122 238V239H121ZM156 238V239H155ZM169 238V239H168ZM200 238V239H199ZM212 238V239H211ZM214 238V240H213ZM231 238V239H230ZM258 236L255 238L256 240L250 243L251 246L253 248H255L256 250L254 252H252L253 255L256 254H260L261 256L258 255V257L264 259V237L263 238H259L258 240ZM4 239V240H3ZM17 242H16V240ZM45 239V241H44ZM137 239V240H136ZM160 239V241H159ZM179 239H181V243L179 242ZM207 239V240H206ZM216 239V240H215ZM223 239V241H222ZM228 239V240H227ZM49 242L47 243L46 242ZM100 242V244H102L100 246L97 245V241ZM103 240V241H102ZM106 240V241H104ZM107 240L109 242H107ZM125 240V241H124ZM130 240V241H129ZM133 240V241H132ZM144 240V241H143ZM157 240V241H155ZM202 240V241H201ZM206 240V241H205ZM230 240V241H229ZM239 241V244L241 245L239 247V245L237 247L231 250H229L228 252H223L225 249V246L227 243L230 242V244L234 245V242ZM243 240V241H242ZM22 241V242H21ZM30 241V242H27ZM95 241V242H93ZM112 241V243H110ZM166 241V242H165ZM211 243H210V242ZM228 241V242H227ZM4 242V243H3ZM16 242V243H15ZM42 242V243H41ZM97 242V243H96ZM104 242V243H103ZM107 242V243H106ZM134 242V243H133ZM146 242V243H145ZM193 242V243H192ZM195 242V243H194ZM213 242V243H212ZM3 243V245L1 244ZM11 243V244H10ZM36 244L35 246L32 244ZM93 243V244H92ZM115 243V244H114ZM142 243V244H141ZM165 243V244H164ZM168 243V244H167ZM207 243V245H206ZM256 243V244H255ZM260 243V244H259ZM14 244V246H13ZM96 244V245H95ZM104 244V245H103ZM121 244V246H120ZM144 244H146L144 246ZM155 244V245H154ZM158 244V245H156ZM163 244V245H162ZM167 244V245H166ZM177 244V245H176ZM203 244V245H202ZM214 244V245H213ZM220 244V245H219ZM222 244L224 245V247L222 246ZM259 244V245H258ZM6 245V246H4ZM12 248H8L11 247ZM18 247H17V246ZM28 245V246H27ZM94 245V247H93ZM106 245H110L108 248V246ZM31 246V247H30ZM41 246V247H40ZM58 246V247H57ZM95 246H97L98 249H96L97 253L93 252L92 250L95 248ZM106 246V249H105ZM184 246V247H183ZM204 246V247H203ZM214 246V247H213ZM220 246V247H219ZM39 247V248H38ZM114 247V248H113ZM131 247V248H130ZM146 247V248H145ZM213 247V248H212ZM6 248H8L6 250ZM75 248H79L75 249ZM155 248V249H154ZM163 248V249H162ZM165 248V249H164ZM171 248V249H169ZM205 250H204V249ZM11 249V250H9ZM26 249V250H23ZM28 249V250H27ZM63 251H62V250ZM105 249V250H104ZM110 249V251H108ZM112 249L118 250L120 251V253L114 254V251H112ZM170 251H169V250ZM211 249V250H210ZM221 251H220V250ZM38 250V251H37ZM40 250V251H39ZM73 250V251H72ZM107 250V251H106ZM125 250V251H124ZM130 250V251H128ZM172 250V251H171ZM188 250V251H187ZM208 250V251H207ZM219 250V252H218ZM236 250V251H235ZM126 253H124V252ZM128 251V252H127ZM24 252V253H23ZM37 252V253H36ZM39 252V253H38ZM51 252V253H50ZM72 252V253H71ZM93 252V253H92ZM122 252V253H121ZM130 252V253H129ZM151 252V253H150ZM185 252V253H184ZM225 253V256L221 259L219 256L221 255V253ZM80 253V254H79ZM92 253V254H91ZM129 253V254H128ZM150 253V254H149ZM154 253V254H153ZM256 253V254H255ZM23 254V255H22ZM29 254V255H28ZM99 254V255H98ZM109 254V255H108ZM111 254V255H110ZM126 254V255H124ZM183 254V255H182ZM216 254V255H215ZM251 254V255H252ZM14 255V253H10L9 256ZM25 255V256H24ZM28 255V257H27ZM38 255V256H37ZM115 255H118L115 256ZM121 255V256H120ZM145 255V256H144ZM154 255V256H153ZM10 256V257H11ZM44 256V257H42ZM47 256V257H46ZM55 256V257H53ZM58 256V257H57ZM74 256V257H73ZM125 256V257H124ZM151 256V257H150ZM165 256V257H164ZM38 257V258H36ZM77 259H76V258ZM121 257V258H120ZM209 259H206L208 258ZM241 257V259H240ZM36 258V259H35ZM55 258V259H54ZM69 258V259H68ZM113 258V259H112ZM116 258V259H115ZM139 258V259H138ZM160 258V259H159ZM163 258V259H162ZM217 258V259H216ZM220 258V260H219ZM43 259V261H42ZM53 259V260H51ZM57 259V261H56ZM141 259V260H140ZM152 259V260H151ZM156 259V260H155ZM35 260V263H34ZM36 260H38L36 262ZM50 260V261H49ZM55 260V261H54ZM76 260V261H75ZM82 260V261H81ZM120 260V261H119ZM165 260V261H164ZM211 260V261H210ZM219 260V261H218ZM222 260V261H221ZM229 260V261H228ZM239 260V261H238ZM242 260V261H241ZM24 261V262H23ZM33 261V262H32ZM42 261V262H41ZM59 261V262H58ZM90 261V260H87ZM210 261V263H209ZM225 261V262H224ZM227 261V262H226ZM41 262V263H40ZM127 262V263H126ZM201 262V261H200ZM220 262V263H219ZM140 263V264H141ZM2 264V263H1ZM111 264V263H110Z\"/></svg>",
    "mask_w": 264,
    "mask_h": 264
},
{
    "label": "snow or ice",
    "instance_id": "3",
    "mask_svg": "<svg viewBox=\"0 0 264 264\" xmlns=\"http://www.w3.org/2000/svg\"><path fill=\"white\" fill-rule=\"evenodd\" d=\"M87 2L93 3L94 7L99 9L100 15H92V14L64 15L62 18H57V19L51 21L52 24L58 25V27L54 31H51V33H50V40H51L50 46H51L52 51H55L57 48H61L62 51H64V54L66 56H68L70 58V60L73 62L77 61L78 53L83 54L80 57L82 59L87 58L90 54L94 53L98 49V45L100 44V41H101V38L96 36V33L100 31V26L95 25L94 27H90L89 31H88V35L90 37H96V42L92 43L91 46L80 48L79 45L76 44L75 41L73 40L69 44V47L72 48L71 52H69L67 49L62 48L61 40L64 39V37L69 33V29L73 26V24L83 25L86 21L103 19V20H107L109 22L110 26H115L120 31H126V29L121 25V23L118 21V19L114 18L112 15H110V13L108 11H106L105 6L103 4V0H87ZM6 3H7V0H0V6L6 5ZM80 3L84 4L85 0H80ZM38 5H39V14H40L39 18L43 19L46 23H48L49 22V15H48V12L45 10L46 9L45 0H38ZM200 5H201V7L206 6L204 3V0H200ZM255 7L257 9H259V11L261 13H264V5L256 4ZM61 11H63L62 8H61ZM201 19H203V18H201ZM5 25H7V28L9 30L16 31V26L12 24V21L10 19L0 18V37H2V44H0V51H5V50H7V48L12 47L10 40H9V37L5 32V28H4ZM58 33L60 34L59 36H58ZM109 34L110 33L108 32V30L105 29L103 35L106 37ZM29 35H34V31L30 32ZM17 39H19L18 36H17ZM24 42L28 43L27 40H25ZM141 43L143 44L144 48L147 49L148 53L153 54V55L157 54L155 52V50L153 48H151L147 43H145L143 41H141ZM14 51H15V49L13 48L12 52H14ZM11 54L12 53H9V55H11ZM237 55H239V53ZM111 56L115 57L116 52H112ZM127 56H128V52L125 51L123 54V57H121V59L127 58ZM54 60H56V57L52 56L51 54L44 55L42 58L33 61L31 64V67L35 68L36 65H38V64H49V71H51V68H52L51 61H54ZM60 60L62 61L63 57H60ZM108 63H109V61L105 60V61H102L100 64H97L96 67L101 68L103 65L108 64ZM258 63L264 64V60H259ZM17 67L22 68L23 65H15V66H11L9 68V71H11L13 73V76L15 74V69ZM84 67L87 68V71L86 72H80V70L78 68H73L71 65H69L67 63V61H64L63 64H61L59 61H57L54 73L52 75L54 77H57V78H60L61 80H63L64 74L73 75L74 73H76L82 77L83 85H87L90 83L89 76L93 72V65L87 64V65H84ZM216 67H220V65H216ZM3 68H4V65H0V69H3ZM62 68H63V72L61 71ZM49 78L51 79L52 76H50ZM110 78L115 79L114 77H110ZM258 78L264 79V76H260ZM25 79H27V76H25ZM251 79H257V76L254 75ZM74 82H76V81H74ZM19 83L23 84L24 81L21 80V81H19ZM241 87H243V85H241ZM9 91L10 90L8 89L7 85H5L3 88V92L7 93ZM239 91H240V88H237V92H239ZM105 92H107V88H105ZM65 95L75 96L76 93L75 92H72V93L66 92ZM234 95H235V93H234ZM16 96H17V93L15 91H12L10 102L7 103L6 107H0V113L5 112L8 109H12L15 106H18L14 103L16 101ZM58 98H60V92L56 91V90H52V95H49L48 93L44 94L45 102L52 101V103L48 104V107H52L53 104L55 105L56 108L63 107L62 104L56 103V100ZM77 99H79V97H77ZM244 99L247 100L248 97L245 96ZM42 107H43L42 104H38L36 106H33L31 109H29V111L34 115H39ZM67 108L73 109V104L71 102H68ZM85 114L88 117H92V113L90 111L87 113H79V112L76 113V115H81V116H83ZM21 115H24V113H22ZM32 118H33L32 116H27V119H29V120ZM101 119H103V118L101 117ZM137 122H138L137 120H131V121H128L124 124H118L116 127L126 128L129 125L136 124ZM145 123L147 124V122H145ZM19 127H20V121H19V118H17L16 128L19 129ZM104 128L108 129V131H100V133H99L100 139L106 138L109 135L110 131L115 130L114 128H112L108 124H104ZM40 135L43 136L44 134L40 133ZM245 136L247 137V133H245ZM49 138L51 139V136ZM95 139H96V137L93 136L92 140H95ZM92 140L84 139L82 141V151H86L88 148L94 147ZM113 147H115V144H113ZM42 157H43V153H42ZM0 159H3V157H0ZM63 162L64 161H60V163H63ZM54 163H55V161H54ZM25 167H26V165H25ZM41 167H43V166L41 165ZM57 167H59V163H57ZM176 175H180V173L177 172ZM78 183L79 182H77V184ZM26 185H29L31 188H38L40 186L39 184L31 183L28 181H26ZM37 199H39V197H37ZM49 199L52 200V203L55 204L56 207H60V205L57 203V201L54 198H52L50 196ZM6 203H8V206L10 208L13 207L11 202L6 201ZM152 203H155V202H152ZM0 207H2V205H0ZM15 207H17V208L23 207L25 209H28L29 211H33V209H35V208H41V209L47 210L48 204L41 202L39 204H35V205H31V206L27 205V204H20V205H16ZM62 210L65 214L75 216V213H70L67 208H64ZM54 215H56V214H54ZM5 219H7V217H5ZM70 225H71V222H68L65 227L67 228V226H70ZM77 227H79V224H77ZM84 227L87 230V225H85ZM164 235H167V233H165ZM88 242L91 243L90 235H89V241Z\"/></svg>",
    "mask_w": 264,
    "mask_h": 264
}]
</instances>
